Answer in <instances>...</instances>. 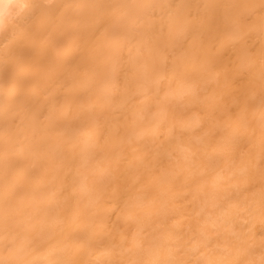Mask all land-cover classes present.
<instances>
[{"label":"bare ground","instance_id":"bare-ground-1","mask_svg":"<svg viewBox=\"0 0 264 264\" xmlns=\"http://www.w3.org/2000/svg\"><path fill=\"white\" fill-rule=\"evenodd\" d=\"M0 264H264V0H0Z\"/></svg>","mask_w":264,"mask_h":264}]
</instances>
